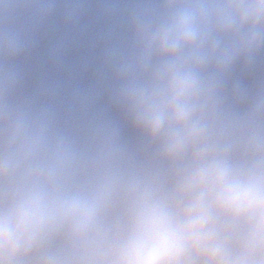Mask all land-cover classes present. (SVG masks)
<instances>
[{"label": "clouds", "instance_id": "clouds-1", "mask_svg": "<svg viewBox=\"0 0 264 264\" xmlns=\"http://www.w3.org/2000/svg\"><path fill=\"white\" fill-rule=\"evenodd\" d=\"M89 3L0 0V264H264V0H96L101 86L24 94L33 33Z\"/></svg>", "mask_w": 264, "mask_h": 264}]
</instances>
